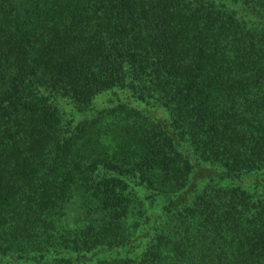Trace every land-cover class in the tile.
Returning a JSON list of instances; mask_svg holds the SVG:
<instances>
[{
	"label": "trees",
	"instance_id": "obj_1",
	"mask_svg": "<svg viewBox=\"0 0 264 264\" xmlns=\"http://www.w3.org/2000/svg\"><path fill=\"white\" fill-rule=\"evenodd\" d=\"M0 264H264V0H0Z\"/></svg>",
	"mask_w": 264,
	"mask_h": 264
}]
</instances>
